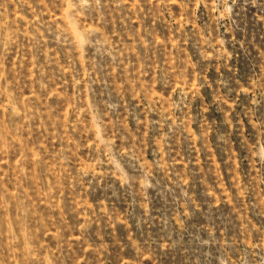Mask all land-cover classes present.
<instances>
[{
	"label": "rangeland",
	"instance_id": "374dc122",
	"mask_svg": "<svg viewBox=\"0 0 264 264\" xmlns=\"http://www.w3.org/2000/svg\"><path fill=\"white\" fill-rule=\"evenodd\" d=\"M0 264H264V0H0Z\"/></svg>",
	"mask_w": 264,
	"mask_h": 264
}]
</instances>
